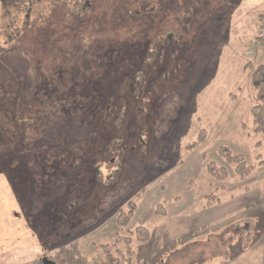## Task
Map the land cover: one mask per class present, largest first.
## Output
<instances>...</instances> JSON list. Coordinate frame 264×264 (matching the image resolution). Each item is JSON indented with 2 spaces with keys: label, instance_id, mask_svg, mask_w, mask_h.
Segmentation results:
<instances>
[{
  "label": "rangeland",
  "instance_id": "rangeland-1",
  "mask_svg": "<svg viewBox=\"0 0 264 264\" xmlns=\"http://www.w3.org/2000/svg\"><path fill=\"white\" fill-rule=\"evenodd\" d=\"M223 6L222 0H0V156L10 175L0 172V264H45L47 257L56 264H190L187 251L178 252L182 244L152 253L134 233L167 224L174 235L193 220L230 221L215 228L218 239L249 235L227 263L210 264H264V135L251 114L260 104L251 76L264 66V44L239 42L229 25L237 11L213 15ZM123 42L134 44L120 51L130 58L135 52L139 70L129 71L135 78L124 81L119 100L104 97L116 101H108L110 116L78 118L67 142L79 140L83 128L90 138L80 142L78 161L67 157L64 147L53 149L67 138L52 128L64 114L57 95L86 75L106 72L103 55ZM53 82L61 93L48 103L44 95ZM29 95L28 110L23 99ZM175 95L178 118L157 136ZM82 106L72 107L68 120ZM204 130L206 143L187 150ZM221 148L242 156L246 177ZM210 164L227 179L210 175ZM125 188L129 199L95 217L106 195ZM129 202L135 214L121 228L117 218L128 213ZM158 208L167 217L156 215ZM211 247L225 254L220 244H209L203 259Z\"/></svg>",
  "mask_w": 264,
  "mask_h": 264
},
{
  "label": "trees",
  "instance_id": "trees-1",
  "mask_svg": "<svg viewBox=\"0 0 264 264\" xmlns=\"http://www.w3.org/2000/svg\"><path fill=\"white\" fill-rule=\"evenodd\" d=\"M262 14V13H261ZM261 17V15H260ZM260 28H261V21H260ZM260 31V29H259ZM258 31V32H259ZM257 38V37H256ZM136 44V43H135ZM138 44V43H137ZM132 46L134 44H131ZM129 44V42H123V43H119V47H112V48H108L107 52L103 55V58L106 59V72L103 73H98V76L96 77V75H86L84 77H82L79 82H72L70 84V88H69V92L68 93H62V94H58L57 98L58 99H63L61 101H65L62 111H63V116L61 118H59L52 126V128H57L60 130V134L62 135V137H64V135H67V138L61 140L65 142L64 144H58L57 146L58 148H54L53 149H59L60 147H64L65 148V152H62L64 154L67 155V157H72L75 160L78 161V159L81 156H76V152L77 149H81V146L79 145L81 141H83L85 138H90V134L86 133V128H83V131L85 134H81V130H78V138L79 140L77 141H73L72 143L67 142V140L70 139V134L68 132L73 131L76 132V126H77V121L78 118L80 121H82L83 117H81L82 115L85 116V118L87 119V113H88V119H92V121L95 119L96 114H98L99 112L103 113V115H109L110 116V112H107L108 108L110 109L108 100L107 98H109L108 96L111 94H113L115 97H117V99L119 100V94L122 91L123 85L125 84L124 81H126L129 77H133V74H135L134 72L129 73V71L131 70H136L138 69L137 65H135V52L133 53V55L130 57L125 56L123 52L120 51V48H126L125 46H131ZM114 55V56H113ZM144 55H146V52L144 53ZM140 57V56H139ZM145 57V56H144ZM130 59V60H129ZM142 60V59H141ZM131 62L133 63L134 66L131 65L130 70H128V65L129 63L131 64ZM82 63L85 66H88V62L86 61H82ZM139 70V69H138ZM113 76L115 77V79L110 80L111 77L113 78ZM110 77V79H109ZM77 79L78 76H74L73 79ZM135 77H133L132 79H130V81L132 82L134 80ZM251 80H253V87H254V91H256V100L260 103L259 105H256L252 108L251 110V114H253V122H254V126H255V131L257 133L263 134L264 135V66H259L258 69L256 71L253 72L252 76H251ZM107 83L105 89L107 88L108 91L106 92L107 95H103L101 93V89L104 83ZM53 85H55V82H53L49 88L47 87V89H50L49 91H47L44 95V99L47 100V102L49 103L50 101H52V94L55 95L53 92H60L61 90L53 87ZM125 86V85H124ZM105 93V91H104ZM103 95V96H102ZM107 98H104V97ZM30 99H34V95L31 97L30 95L27 96V98H24L23 100L25 101V106L28 108H30V104L33 103V101H30ZM82 100L83 103L78 104L80 101ZM101 100H104V103H102ZM112 102H116L115 100H111ZM60 103V102H59ZM83 105L82 107H84L83 109V113L80 114L81 109H78L79 112L76 115V118L73 120H68V118H70L71 116V110L73 111L74 108H80L79 105ZM76 105V106H75ZM102 106V108H101ZM72 107H74L73 109H71ZM180 101L178 96H173L167 104H165V108L163 110V113L161 115V119L159 121V125L157 126L156 129V135H165L168 134L171 128V125L173 124V122L178 118V113L180 110ZM71 109V110H70ZM79 116V117H78ZM58 124V125H57ZM55 125V126H54ZM51 129H48L46 132L50 131ZM46 134V133H45ZM198 141L193 143L192 145H188L187 146V150H193L196 147H200L203 146L207 139V133L206 131H201L199 136H198ZM59 141V142H61ZM92 140L90 139L88 141V146L92 143ZM77 144V145H76ZM87 144V143H86ZM87 147V146H86ZM85 148L82 149V151ZM221 154H225V156L227 157V162L229 163H233L236 162L238 163V167L236 169V172L240 175V178H244L249 174L250 169L246 166V161L243 160L242 156H231L229 150H226L224 148H221ZM15 151V150H14ZM79 151V150H78ZM2 153L1 148H0V154ZM228 153V156L227 154ZM16 157V156H15ZM1 156H0V172L4 175H6L7 179H9L10 175L7 171L3 170L1 167V164L3 163L1 160ZM5 160L8 161L10 160L9 156L5 157ZM208 173L210 175H212L216 180L219 181H223L226 180L228 177V174L226 173V171L223 168H217L215 167L214 164H210L208 165ZM130 193V188H125V189H121L118 193H115L114 195H106L103 198V203L101 205V209L96 213L97 216L95 217H99V219L103 218V216L112 214L113 212H115L116 209H118L124 202L126 197L129 195ZM127 199H129L127 197ZM208 204L211 205L210 201H208ZM135 209L136 206L133 202H129L128 204V213L125 212H121L120 215L117 218V224L120 225L121 228H127L130 225V222L135 214ZM160 209L158 208L156 215H163L164 217L167 215L164 211H159ZM95 219V218H94ZM93 219V220H94ZM136 236V240L138 242L141 243H146L150 240V231L147 228L144 227H139V229H137L134 233ZM131 241L132 239H127L126 240V247H127V255L132 256L133 255V251H132V247H131ZM107 257L109 259H111V255H107ZM44 259H49L44 258Z\"/></svg>",
  "mask_w": 264,
  "mask_h": 264
},
{
  "label": "crops",
  "instance_id": "crops-1",
  "mask_svg": "<svg viewBox=\"0 0 264 264\" xmlns=\"http://www.w3.org/2000/svg\"><path fill=\"white\" fill-rule=\"evenodd\" d=\"M221 0H211V2H218ZM224 4L223 8L219 11L218 9H213V15L221 12L225 14L226 12H236L231 19L233 22H229L230 30L231 26L234 27L235 38L239 42H244L246 40L251 41V44L263 45L261 42H255L258 31L260 29V15L264 11V0H222ZM236 4L237 6H235ZM228 8V10H225ZM224 11V12H223ZM221 14L222 17H225ZM250 36H249V35ZM252 34V35H251ZM249 36V37H248ZM245 38H248L245 40ZM250 39V40H249ZM167 217V216H166ZM230 222V221H229ZM227 221L210 222L209 220L204 221H190L185 222L183 225L176 227V232L174 235L169 233V227L167 224H160L154 227H150V240L146 244L152 246V253H160L166 251L169 247H173L172 243L182 244V248L178 250L188 253V260L190 264H210L213 260L222 259L224 262H228L230 259V254L232 251L240 249L244 243V239H249V235L242 236L241 234L220 235V239L217 237V228L219 225L222 226L229 223ZM241 231V230H238ZM240 233V232H239ZM220 241V243H218ZM220 244L221 249H224L225 254L221 253V257L217 250L212 247L209 249L213 254H209L206 258L200 255L202 249L206 246ZM218 251V250H217ZM229 254H226L227 252ZM150 254V253H149ZM183 263V262H182ZM158 264H168L166 259Z\"/></svg>",
  "mask_w": 264,
  "mask_h": 264
},
{
  "label": "built area",
  "instance_id": "built-area-1",
  "mask_svg": "<svg viewBox=\"0 0 264 264\" xmlns=\"http://www.w3.org/2000/svg\"><path fill=\"white\" fill-rule=\"evenodd\" d=\"M260 21H261V28L257 34L256 41L257 42L259 41L264 44V11L261 14Z\"/></svg>",
  "mask_w": 264,
  "mask_h": 264
},
{
  "label": "water",
  "instance_id": "water-1",
  "mask_svg": "<svg viewBox=\"0 0 264 264\" xmlns=\"http://www.w3.org/2000/svg\"><path fill=\"white\" fill-rule=\"evenodd\" d=\"M45 264H56L55 262L49 261L48 259H44Z\"/></svg>",
  "mask_w": 264,
  "mask_h": 264
}]
</instances>
